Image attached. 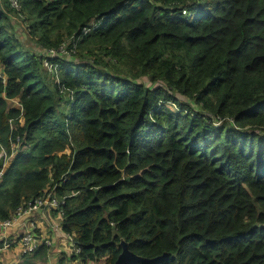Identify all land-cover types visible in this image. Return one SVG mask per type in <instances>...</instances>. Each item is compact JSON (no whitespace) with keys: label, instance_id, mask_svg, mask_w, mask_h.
<instances>
[{"label":"trees","instance_id":"16d2710c","mask_svg":"<svg viewBox=\"0 0 264 264\" xmlns=\"http://www.w3.org/2000/svg\"><path fill=\"white\" fill-rule=\"evenodd\" d=\"M16 1L0 0V220L48 191L80 264H113L120 239L137 264H264V0ZM16 14L45 54L62 45L57 81Z\"/></svg>","mask_w":264,"mask_h":264},{"label":"built area","instance_id":"2783aa9c","mask_svg":"<svg viewBox=\"0 0 264 264\" xmlns=\"http://www.w3.org/2000/svg\"><path fill=\"white\" fill-rule=\"evenodd\" d=\"M10 3L15 8H18V3L16 0H10ZM181 12L183 13L184 11L182 10ZM61 47L62 45H60L56 50L47 49L46 55L43 57L42 61L45 63V66L47 68H50V66L55 67V62L50 61L49 58L55 57L57 52H65ZM0 78L2 81L5 80V77L2 73H0ZM6 155L7 154L4 147L0 145V176L2 174L4 166L8 163L9 158L7 159ZM7 156L10 157L11 153L9 152V155ZM62 201L63 197L58 199L55 196L51 195L50 192L45 191L41 195L21 203L18 207L15 208V210H13L8 218L0 220V238L2 242L0 252L3 249H7L8 247H10L13 243H17L19 247V252L16 255L15 259L7 262L0 261V264H18L20 257L23 254L32 253L41 244L45 245L49 249L53 244V236H55L56 234L62 237L66 253L69 255V257L70 255H76L78 253V247L75 246L72 235L69 232L62 231L60 228L58 221L60 216L58 219L51 221L49 220V212L52 209L58 207V205H60ZM57 213L61 215V210H57L55 214ZM22 219H24L25 221L21 222ZM37 219H40L41 222L48 221V229L53 233L52 236L44 235L40 231ZM17 225H20L21 229H19L16 233V237H13L11 239L7 238L6 229ZM48 256L49 253H46L45 261L48 259ZM73 260L77 262L76 259Z\"/></svg>","mask_w":264,"mask_h":264},{"label":"rangeland","instance_id":"374dc122","mask_svg":"<svg viewBox=\"0 0 264 264\" xmlns=\"http://www.w3.org/2000/svg\"><path fill=\"white\" fill-rule=\"evenodd\" d=\"M201 8H199V10H200ZM198 11V8H196V9H193V10H191V13L190 14H194L195 12H197ZM11 22H12V26H13V29H14V32L18 35V37L21 39V41L23 42V45H25L26 47H27V49L28 50H32L33 52H35L34 54L36 55V57L38 58V59H40L41 60V69L42 68H44V69H42V71L44 72V74H45V77L47 78V80H49V79H53V80H55V81H57L58 80V78H57V80H56V77L58 76V64L55 62V67H53V66H50V68H47L46 66H45V63L44 62H42L43 61V57L46 55L45 54V49H40L39 48V46L38 45H36V43L34 42V40L32 39V38H29V36H28V34H27V31H26V28H25V23H24V21H22L21 20V18H20V15H17L16 14V16H12L11 17ZM64 41V40H63ZM65 43V42H64ZM60 53H63V52H60ZM66 56H69V55H67V53L65 54V56L64 57H66ZM0 73H1V69H0ZM59 104H60V110L61 111H65V109H66V103L65 102H62V101H60L59 102ZM7 106L9 107V106H16V107H18L19 106V102H18V98H15V99H13V98H11V99H8L7 100ZM193 108H195V109H198V107L195 105V104H192L191 105ZM10 126H12V124H10ZM15 147V146H14ZM7 155H9V153H6ZM6 155V158L8 159L9 158V156H7ZM59 214L57 213V214H55V212H52V211H50L49 212V217H50V220H55V219H58L59 218ZM44 222H46V221H44ZM6 236H7V238L8 237H10L9 236V233H7L6 234ZM11 239V238H10ZM9 239V240H10ZM8 240V239H7ZM19 250V247H18V244L17 243H13L12 245H11V247H9V249H8V251L14 256L15 254H16V252ZM55 254L57 255V258H59V256L61 255V254H59L58 252H55ZM4 256V252L3 251H1L0 252V258L1 257H3ZM65 256H66V258H67V260L68 261H70V262H74L75 260H71L70 258H69V255L67 254V253H65ZM45 259V258H44ZM40 260L39 262L38 261H36L35 262V264H48V259L45 261V260ZM63 260V259H62ZM61 259H60V261H62ZM76 262V261H75ZM74 262V263H75ZM56 264H57V262H56ZM75 264H80L78 261L75 263ZM86 264H98V263H92V262H87Z\"/></svg>","mask_w":264,"mask_h":264},{"label":"crops","instance_id":"0c3cea01","mask_svg":"<svg viewBox=\"0 0 264 264\" xmlns=\"http://www.w3.org/2000/svg\"><path fill=\"white\" fill-rule=\"evenodd\" d=\"M50 220V217H49ZM25 220L22 219L21 222H24ZM51 221V220H50ZM19 223V222H18ZM37 223L39 224V229L44 235H49L52 236L53 233L48 229V221L46 222H41L40 219H37ZM21 229L20 225L13 226L11 228L6 229V233H9L8 238H13L16 237V233L18 230ZM11 247V246H10ZM9 247L7 249H3L2 251L4 252V256L0 258V261L7 262L10 260L15 259L16 255L18 254L19 251L16 252V254L13 256L9 251ZM55 252H58L61 254L59 258H57V255ZM49 256H48V264H75L74 262H70L67 260L65 253V246L63 244V239L61 236H58L57 234L53 236V244L52 246L48 249ZM60 259L62 261H60ZM1 263V262H0Z\"/></svg>","mask_w":264,"mask_h":264},{"label":"water","instance_id":"95a60500","mask_svg":"<svg viewBox=\"0 0 264 264\" xmlns=\"http://www.w3.org/2000/svg\"><path fill=\"white\" fill-rule=\"evenodd\" d=\"M119 246L120 252L114 260L113 264H137L139 262H147L151 260L140 257L130 252L127 248V244L122 239L119 240Z\"/></svg>","mask_w":264,"mask_h":264}]
</instances>
